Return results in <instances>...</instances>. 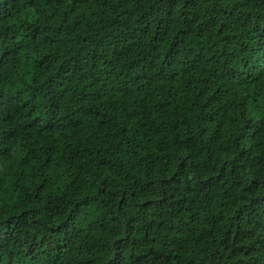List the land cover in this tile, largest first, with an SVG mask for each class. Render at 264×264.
<instances>
[{
    "label": "trees",
    "instance_id": "trees-1",
    "mask_svg": "<svg viewBox=\"0 0 264 264\" xmlns=\"http://www.w3.org/2000/svg\"><path fill=\"white\" fill-rule=\"evenodd\" d=\"M0 264H264V0H0Z\"/></svg>",
    "mask_w": 264,
    "mask_h": 264
}]
</instances>
